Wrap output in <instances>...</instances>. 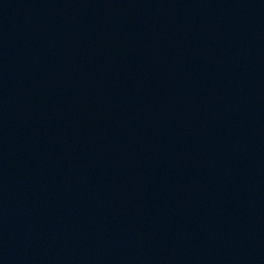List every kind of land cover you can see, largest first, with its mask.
Here are the masks:
<instances>
[{
	"label": "water",
	"instance_id": "1",
	"mask_svg": "<svg viewBox=\"0 0 264 264\" xmlns=\"http://www.w3.org/2000/svg\"><path fill=\"white\" fill-rule=\"evenodd\" d=\"M0 264H264V0H0Z\"/></svg>",
	"mask_w": 264,
	"mask_h": 264
}]
</instances>
